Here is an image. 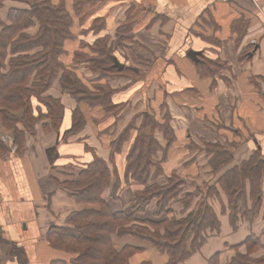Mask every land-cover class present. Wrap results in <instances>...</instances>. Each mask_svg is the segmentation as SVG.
Segmentation results:
<instances>
[{
	"label": "crops",
	"instance_id": "obj_1",
	"mask_svg": "<svg viewBox=\"0 0 264 264\" xmlns=\"http://www.w3.org/2000/svg\"><path fill=\"white\" fill-rule=\"evenodd\" d=\"M66 1L65 8L72 20L70 32L76 36L80 16L73 17L72 0ZM26 3L28 0H9L6 6H0L1 20L6 25L11 23L13 7ZM99 11L111 40L117 39V33L113 32L125 25L133 33L127 36L141 50L127 49L126 59L114 55L124 69L113 65L112 69L119 74L108 72L98 82L87 74L79 77V71L88 74L92 71L87 61L75 60L83 44L81 37L86 38L85 47L93 44L87 39L92 38L91 33L66 41L60 62L83 83H91L93 86L87 84L89 88L108 86L114 110H134L135 114L126 116L122 112L113 116L121 120L115 130L109 131L102 110L104 116L100 120L105 121V132L100 134L90 111L95 105L64 93L60 77L54 82L47 95L63 107L60 120L54 126L48 120L36 123L34 133L23 138L26 148L21 154L0 153V264H72L74 256L54 247L50 233L56 228H71L70 215L87 210L82 208L89 203L79 202L75 189L87 176L84 171L95 168V161L101 162L111 176L101 199L108 202L113 212H132L133 224L160 220L156 223L159 224L164 217L183 220L202 204L211 208L219 223L218 230L208 225L205 242L185 264H231L237 253L251 259L264 256V179L259 210L249 221L241 215L233 219L230 203L218 185L206 189L199 183L203 181L200 165L205 163L200 161L201 157L189 161L196 153L190 155L188 150L185 157L175 156L174 146L169 149L165 146L166 136L163 142L158 137L163 127L170 130L172 137L189 131L188 136L201 146L207 144L213 150L229 153L230 159L220 164L223 171L248 162L256 148L264 157V0H105ZM126 17L132 18L131 21ZM39 28L34 19L24 32L34 38ZM190 52L197 54L195 58ZM12 57L10 54L6 64ZM83 64L86 66L81 69ZM37 101L31 102L34 112L40 110ZM129 101L134 102L133 106ZM144 107L151 114H138ZM75 112L80 114L82 126L73 130ZM46 114L47 111L42 115ZM135 116L137 119L129 125ZM132 124H137L136 128L129 127ZM1 128L0 133L4 131ZM128 131L127 139L124 136ZM141 132L153 136L159 144L150 155L155 166L150 168L149 185L167 186L172 176L197 180H187L194 185L184 184L163 212L157 199L143 209L137 208L136 194L144 187L127 182L125 175L127 157ZM116 137V143L112 144ZM229 162V167H224ZM250 188L247 184L248 210L253 206ZM132 242L135 246L144 245L129 264H167L165 253L139 238L114 240L117 249ZM253 244L261 249H254Z\"/></svg>",
	"mask_w": 264,
	"mask_h": 264
},
{
	"label": "trees",
	"instance_id": "obj_2",
	"mask_svg": "<svg viewBox=\"0 0 264 264\" xmlns=\"http://www.w3.org/2000/svg\"><path fill=\"white\" fill-rule=\"evenodd\" d=\"M52 1L35 0L29 11H11V24L5 25L4 31L0 33V115L5 114L3 111H6L7 107L24 109L25 114L21 118L14 116H5L4 118L7 123L10 120L11 128L9 125H5L16 133H19L16 127L20 120H24L27 115L32 117L31 96L36 93L43 95L50 88L60 72H56L60 66L64 71L63 75L67 76V79L65 76L61 79L63 88L72 97L77 98V101L93 99L100 101L103 97L108 98V96L110 99V93H105L103 89V93L92 98L94 96L81 86L80 81L71 76V72H68L65 67L59 65V57L62 55V52L59 51L65 40L70 37L72 20L62 3L56 6L52 4ZM12 14H17V17L11 16ZM34 19L39 23L40 31L33 38L24 34L23 31L33 25ZM35 50L41 51L30 55ZM10 54L13 57L6 64ZM105 63L103 61L100 66L102 71L106 70L107 72L108 68L103 65ZM66 72L68 73L66 74ZM35 75L38 80L30 86V79ZM44 101L54 104V110L49 105L50 113L58 121L60 114L63 116L64 112L60 102L51 97ZM30 125L29 121L27 125L25 124V128ZM81 126L82 118L78 112H75L73 130ZM125 135L128 139L129 131ZM158 147L159 144L153 136L141 132L127 157L125 175L127 182L131 181L133 184L144 187L136 194L137 206L139 205L143 209L152 199H157L159 210L163 212L169 206V202L178 196L177 189L183 184V181L178 179L176 183L171 184L172 180L176 178L172 176L167 186L148 184L151 182L150 168L155 166L150 155ZM212 153H215L213 164L223 159H225L223 162L225 163L230 159L228 152L216 150ZM257 155L245 162L241 168L232 170L223 178L227 192L234 199L233 203L229 202L233 219H237L239 215L251 218L260 205L262 180L264 179V157L256 158ZM84 172L88 173L87 176L77 183L75 189L79 202L99 205L101 208L82 210L72 214L71 228L53 229L49 239L51 244L58 249L69 252L73 250L71 252L76 256L71 262L72 264H125L129 257L124 258V254H131L130 251L134 253L141 249L139 246L135 247L128 243L117 249L114 243L115 238L128 236L139 238L142 242L165 253L168 256L167 264H185V260L205 242L204 231L208 225H212L215 230H218V220L211 208L205 204H202L196 212L183 220L172 218L165 219L159 224L151 222H145L146 225L133 224V215L125 212H113L108 204L101 199L104 190L110 183V174L105 168H102L101 162L95 161V168ZM159 172L160 170H157L156 173ZM246 178L251 179L250 195L256 203L254 207L252 206L254 209L250 210L247 208V195L243 185L246 184ZM117 189L119 188L117 187ZM142 264L151 263L144 262ZM231 264L255 263L248 257L237 256Z\"/></svg>",
	"mask_w": 264,
	"mask_h": 264
},
{
	"label": "rangeland",
	"instance_id": "obj_3",
	"mask_svg": "<svg viewBox=\"0 0 264 264\" xmlns=\"http://www.w3.org/2000/svg\"><path fill=\"white\" fill-rule=\"evenodd\" d=\"M8 1L9 0H0V6L1 7L6 6ZM104 1L105 0H72L73 17L80 16L79 23H78L79 24V29L77 31L76 36L72 35V31L70 32L71 33L70 37L67 40H65V42L63 44V47L59 51V52H62V55L59 57V65H63L60 62V58L65 54V49H66L65 43H66V41H69L73 37L75 39L78 36H82V35H86V34H90V33L93 35L92 38L91 37L87 38L89 41H91L93 43L89 48L85 47L86 46V43H85L86 38L85 37H81V41H82L83 44L77 50V53L75 55V60H78L80 58V60H85V61H87L89 63L87 65L89 66L90 71H92L91 74H88L86 71H84L83 73L80 72V71L78 72V76L79 77L84 76V74L90 75L91 76L90 78H93L94 81L90 80L89 82H91V81L98 82V81L104 80V78L107 76L108 72H115V73L119 72V71L117 72V69H112V67H111V66L114 65V61H113V59H115L113 57L114 55L120 54L122 58L126 59L127 58V54H128L127 53V49L141 50V48L136 46L134 44V42L132 41V39H130V37L127 36V33L129 35H131V33H132V31H130L128 29V26H125V25L120 26L117 31L113 32L115 34L117 33L116 34L117 39H112L111 40V38H112L111 36L112 35L107 33L106 24L103 23L102 19L100 18L101 12L99 11V9L104 4ZM34 2H35V0H28V3L23 5V7L21 6V7H13V8L15 10H21V9L22 10H27L26 8H29V10H31V6L30 5H33ZM29 3H31V4L29 5ZM60 3H62L67 8V1L66 0H63V1H61V0H53L52 1V4H55L56 6L59 5ZM21 5H22V2H21ZM15 6H17V5H15ZM68 7L70 9V4H68ZM3 9L4 8H1V10H3ZM134 10H135V8H133L132 11H131V14H130L131 17H132V13H133ZM11 16L17 17V14L16 15L12 14ZM126 18H127V21H131V19H132V18L130 19V17H126ZM10 22H11V19H10ZM10 24L11 23H9L8 25H10ZM5 25H6V22L2 21L1 18H0V33H2L4 31ZM24 31H23V33L25 34ZM39 31H40V28H39ZM124 37H126V38H124ZM253 42H255V41H253ZM41 50H39V51H41ZM103 61L106 62L103 65L106 68H108L107 72H106V70L105 71L101 70V66L100 65L103 63ZM84 66H86V64L80 65V68L82 69ZM81 69H79V70H81ZM56 72L57 73L59 72V74L53 80V82H52V84H51L49 89H51V87L53 86L54 82L57 81L58 78L60 77V84H61L62 91L64 93H66V94H69L63 88V80L61 81V79H62L63 76H65V78L67 79V76L65 74L63 75L64 71L61 70V66H60L59 69L56 70ZM68 72H66V74ZM71 76H74L78 81H80L81 86L94 96L92 98H95L96 96L100 95L101 93H103V91L106 93V92H108V89H110L108 86H103L104 88L103 87L101 88L100 87L101 85H98L99 87H95V88L91 87L92 89L89 88L87 84H89L90 86H93V85L91 83H88L87 81L86 82L84 81L85 83H83L82 80L77 76V74L74 73L73 70L71 72ZM85 79L86 78L84 77V80ZM88 79H89V77H88ZM108 79H115L116 80L117 77H110ZM36 80H38L37 76L36 75L32 76L31 79H30L29 85L30 86L34 85L33 83ZM65 80H64V82H65ZM109 81H114V80H109ZM49 89L47 91H45L43 95H40V94L36 93V94H33L31 96V102H34V101L38 100L37 103L39 105L40 110L37 111V112L36 111L34 112L32 110V117L30 118V115H27L26 117H24V120H20V123L17 124V127H16V125L12 124V126L18 128L19 133H16L14 130L10 129L11 128V125L9 124V123H11L10 120L7 123V122H5L4 118H5V116H7V117L14 116L16 118H18V117L21 118V116H24V114H25L24 109H20V108L11 109V107L10 108L7 107L5 109L6 111H3L5 114L2 115V116L0 115V122H1V126H3V127L2 128L0 127V128L2 130H4L3 132L6 131V133H3V132L0 133V153L4 154V153H6L8 151V152L13 153V155H15L17 153L21 154L23 151H25V148H26V144L23 143L24 142L23 138H24V136L26 134H30L31 135V134L34 133V128H35V124L36 123L42 122L44 120H48L53 126L57 123L56 118L53 115H51V113H50L51 109L49 108V105H50V106H52V110H54V104H52L49 101H44V99L48 98L47 94H49V92L51 91ZM102 89H103V91H102ZM108 93H110V92H108ZM50 94H52V93H50ZM89 98H90V96H89ZM110 99H111V95H110ZM110 99H109V96H108V98L103 97L100 101H97L96 99H93V100H96V101H93V100L83 101V102H85L87 104L95 105V107L92 108L90 111H93V113H92L93 116L92 117H93L94 121H97V125H99L98 130H99L100 134H104V132H105V121L103 122V120H100L104 116L102 110L104 111V113L106 114V117L108 119L109 131H112L113 129L115 130L117 125H118V123L121 120V119H118V118H114L113 116H117L118 113L122 114L123 110L122 109L114 110L113 107H111V104L113 106L114 100H111V102H110ZM114 99H116V97ZM127 103L130 104L131 106H133L132 104H134L133 101H129ZM31 109H32V107H31ZM140 110L141 111H139L138 114H141V115H146V114L149 115V114H151V110H149L147 107L141 108ZM45 111H47V114L45 116H43L42 114ZM123 113L124 114L126 113V116H127V115H131V114H135V111L134 110H130V111H124ZM135 119H137L136 116L129 122V125ZM29 121L31 122L30 127L25 128V124L27 125ZM146 123L147 124H151V121H146ZM5 124L9 125L10 128L7 127ZM136 126H137V124H132L129 127L134 129V128H136ZM154 130H153V133H154ZM162 131H163V133H158V135L162 134L161 136H158L159 139H161L162 142H163L164 139H165V136H166L165 146H166L167 149H169L170 147L174 146L175 156L179 157V154H180V156L184 155L183 157H185V151L188 150L190 152V155L196 153L194 155V157L190 158L189 161H194L195 162L196 160H198V158L201 157L200 161H204L205 162L203 166L200 165V168L202 170L201 176H202V180L203 181L202 182L199 181V183L205 185L206 189H210L212 187L216 188L217 187L216 185H218V188H219L220 192H223L226 195L227 201L233 203L234 199H232L230 197L229 193L227 192L228 190H226V188L224 186V183H223V178L228 173H230L232 170H226V171L224 170L223 171L222 168H219L221 162L223 163L225 161V159H223V160H221L219 162H215L213 164V158L215 157V153L211 154L210 152H215L216 150L215 149L213 150V148L209 147L207 144L205 146L202 145L203 146L202 147L197 140L196 141L192 140V137L188 136V132L189 131L183 132L184 135L180 136V137H177V136H173L172 137V134H171L170 130H168L166 127H163ZM133 134H134V132L132 133V135ZM120 138H122V137H120ZM125 138H127L126 135H125ZM113 140L114 141H112L111 143L112 144L116 143L117 137L114 138ZM117 148H118V146L116 144L115 149H117ZM5 149H7V150H5ZM198 149H200L201 152H198L197 151ZM256 154H258L256 156V158H261V155L259 154L257 148H256L255 152L253 153V156L256 155ZM231 162L225 164L224 167L225 166L229 167L228 165ZM243 164H245V162H241L238 165L237 168H241L243 166ZM178 179L179 180L182 179L184 181V183L182 185H180L178 187V189H177L179 192L182 190L184 184L186 185V187L193 186L194 183H190V181H195V182L197 181V180H193L191 178H189V179H191L190 181H187L189 179L182 178V177L178 176V177L174 178V180H172L171 184L176 183V181ZM246 180H247L245 182L246 184H243V185L245 186V192H246V195H247V198H248V194H247L248 191H247L246 187H247V184H249V186H250V183H251L250 180L251 179L250 178H246ZM246 202H247V199H246ZM251 202H253L252 204H253V207H254L256 205V203H254L253 199H251ZM107 204H108V202H107ZM260 205H261V202H260ZM260 205H259L257 211L259 210ZM108 206H109V204H108ZM165 207H166V203H165ZM99 208H101L99 205L89 204V205L84 206V208H82V209H99ZM137 208L141 209V206L138 205ZM132 209L135 210V207H133ZM72 214L69 217V221H70V218H71ZM127 214L133 215L132 212H127ZM164 214H166V213H163V215ZM166 218H171L172 219L173 217H164L163 219L165 220ZM241 218L242 219L245 218L246 221H249V220H247L249 218L242 217V216H241ZM174 219H176V218H174ZM158 222H160V220L157 221V222L155 221V223H158ZM154 230H155V228H154ZM162 230H163V228H162ZM129 244L135 246L136 243L132 242V243H129ZM143 245H139V243H137V245L135 247L140 246V248H141ZM253 248L254 249H259L260 247L256 246V244L255 245L253 244ZM71 251H73V250H70V252L69 251H66V252L68 254H70L71 256H74L73 258H75V256H76L75 253H73ZM257 251H255L254 253H256ZM130 253L131 254H129V253L124 254V258L126 256L129 257V258L127 257L128 260H126L125 264H129V262L131 263V261L133 260L132 257H133V255L136 252L133 253V251H130ZM237 256L238 257H248L250 260L256 259V260H252V262H254L255 264H264V259H262V258H264V256H262L260 258H252L251 259L249 257V255L238 254L237 253L234 258H236ZM73 258L71 259V262H73V260H74ZM164 258L167 260L168 256L164 255ZM157 261H159V260H157Z\"/></svg>",
	"mask_w": 264,
	"mask_h": 264
},
{
	"label": "water",
	"instance_id": "obj_4",
	"mask_svg": "<svg viewBox=\"0 0 264 264\" xmlns=\"http://www.w3.org/2000/svg\"><path fill=\"white\" fill-rule=\"evenodd\" d=\"M189 55L192 56V58H195V55L197 54H195L194 52H190ZM114 67L118 68L119 70L124 69V65H121L117 59H114Z\"/></svg>",
	"mask_w": 264,
	"mask_h": 264
},
{
	"label": "built area",
	"instance_id": "obj_5",
	"mask_svg": "<svg viewBox=\"0 0 264 264\" xmlns=\"http://www.w3.org/2000/svg\"><path fill=\"white\" fill-rule=\"evenodd\" d=\"M253 43H255V42H253Z\"/></svg>",
	"mask_w": 264,
	"mask_h": 264
}]
</instances>
